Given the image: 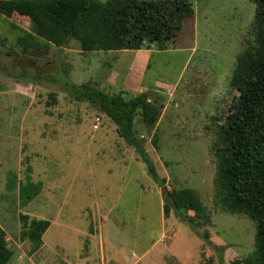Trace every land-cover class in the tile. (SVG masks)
I'll return each instance as SVG.
<instances>
[{
	"label": "rangeland",
	"instance_id": "rangeland-1",
	"mask_svg": "<svg viewBox=\"0 0 264 264\" xmlns=\"http://www.w3.org/2000/svg\"><path fill=\"white\" fill-rule=\"evenodd\" d=\"M192 1L195 17L167 51H155L146 76L148 85L181 80L171 100L164 90L155 91L166 101L156 129L147 130L138 115L136 130L166 189L197 191L211 215L204 228L211 242L203 240L204 229L174 213L165 218V187L119 137L116 125L65 92L66 83L91 81L109 59L82 53L76 40L61 49L48 45L24 53L18 39L34 34L31 24L0 15V225L13 264H72L75 255L102 252V243L105 252H172L182 264H219L220 254L230 264L253 252L256 223L222 211L215 198L213 143L239 97L231 80L239 56L255 42L257 5ZM190 48L194 53L184 70ZM130 56L120 55L121 68ZM97 118L101 123L94 130ZM23 215L51 223L40 250L23 238ZM94 233L96 239L90 237Z\"/></svg>",
	"mask_w": 264,
	"mask_h": 264
},
{
	"label": "trees",
	"instance_id": "trees-1",
	"mask_svg": "<svg viewBox=\"0 0 264 264\" xmlns=\"http://www.w3.org/2000/svg\"><path fill=\"white\" fill-rule=\"evenodd\" d=\"M252 1L257 5L256 39L238 58L231 87L239 97L213 143L217 203L222 211L244 215L256 223L255 249L247 258L230 264H264V0ZM0 15L8 19L18 15L31 24L34 34L18 39L24 53L49 46L61 49L73 40L79 41L82 52L89 53L166 51L178 41L185 23L195 17V9L192 0H0ZM64 90L71 101L86 102L112 120L119 137L136 151L154 181L165 187V218L174 213L196 229L211 224L210 212L197 191L166 189V179L159 176L136 130L138 115L147 130L156 129L166 104L164 96L155 91L111 94L94 80L82 85L66 83ZM51 97L56 104L55 95ZM20 189L22 195V186ZM21 220L23 238L40 250L51 223L26 215ZM202 238L211 242L209 230L204 229ZM12 258L0 227V264H13ZM219 264H226L223 254Z\"/></svg>",
	"mask_w": 264,
	"mask_h": 264
},
{
	"label": "crops",
	"instance_id": "crops-1",
	"mask_svg": "<svg viewBox=\"0 0 264 264\" xmlns=\"http://www.w3.org/2000/svg\"><path fill=\"white\" fill-rule=\"evenodd\" d=\"M155 51L157 50L144 49L139 51L127 50L115 52H92L91 54L106 56L110 62L109 64L107 62L106 65L103 62L100 63V65L97 67V71L92 77V80L99 83L100 87L104 90L105 88L116 90L115 94L126 92L128 95L132 96L143 92L158 91V89L162 91L164 90L168 94H166L164 91L163 93L169 97V100H171V92L175 91L181 78L169 85H162V83L160 82L153 85L146 84V76L150 70L152 56ZM190 52L191 55L184 70L187 69V65H189L190 63L192 54L194 53V49L190 48ZM124 53H130V55L132 56H130L129 62H127V66L121 68L120 55H123ZM110 57H112V60L110 59ZM95 125L96 124L93 125V129L98 130L99 127L95 129ZM20 186L21 184L19 185L18 190H20ZM101 228L102 227L99 228V232L97 233L99 235L101 234L100 232L104 231ZM75 232L81 234L82 231L76 230ZM90 237L96 239L97 235L94 233V235L91 234ZM100 239H103V237L100 236ZM7 241H9V238H7ZM101 251L102 252H85L82 256L75 255L73 257L74 259L72 260V264H76V262L77 264H182L180 259L178 260L175 254L172 252H166L167 254L165 252H157L156 256L152 255L154 252H105L103 243ZM76 257H80V259L76 260ZM20 258L22 259V256ZM13 260L14 255L12 261Z\"/></svg>",
	"mask_w": 264,
	"mask_h": 264
},
{
	"label": "built area",
	"instance_id": "built-area-1",
	"mask_svg": "<svg viewBox=\"0 0 264 264\" xmlns=\"http://www.w3.org/2000/svg\"><path fill=\"white\" fill-rule=\"evenodd\" d=\"M96 121H97V124L94 126L95 129H97L99 127V123H100L101 120L99 118H97Z\"/></svg>",
	"mask_w": 264,
	"mask_h": 264
}]
</instances>
